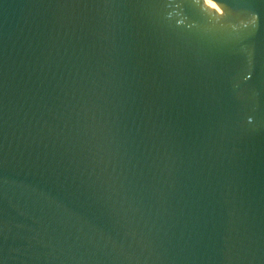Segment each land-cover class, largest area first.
Segmentation results:
<instances>
[{
	"label": "water",
	"instance_id": "obj_1",
	"mask_svg": "<svg viewBox=\"0 0 264 264\" xmlns=\"http://www.w3.org/2000/svg\"><path fill=\"white\" fill-rule=\"evenodd\" d=\"M0 264H264V0H0Z\"/></svg>",
	"mask_w": 264,
	"mask_h": 264
}]
</instances>
